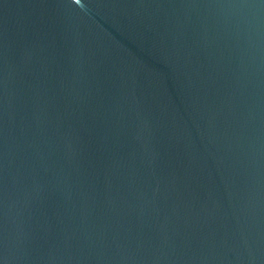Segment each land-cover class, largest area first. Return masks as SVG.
<instances>
[{"label": "water", "instance_id": "1", "mask_svg": "<svg viewBox=\"0 0 264 264\" xmlns=\"http://www.w3.org/2000/svg\"><path fill=\"white\" fill-rule=\"evenodd\" d=\"M0 264H264V0H0Z\"/></svg>", "mask_w": 264, "mask_h": 264}]
</instances>
